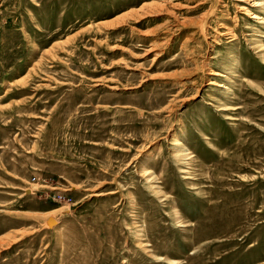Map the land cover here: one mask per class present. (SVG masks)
<instances>
[{
	"label": "rangeland",
	"instance_id": "1",
	"mask_svg": "<svg viewBox=\"0 0 264 264\" xmlns=\"http://www.w3.org/2000/svg\"><path fill=\"white\" fill-rule=\"evenodd\" d=\"M247 8L0 0V264H264Z\"/></svg>",
	"mask_w": 264,
	"mask_h": 264
},
{
	"label": "bare ground",
	"instance_id": "2",
	"mask_svg": "<svg viewBox=\"0 0 264 264\" xmlns=\"http://www.w3.org/2000/svg\"><path fill=\"white\" fill-rule=\"evenodd\" d=\"M243 1H245L246 5H249V7H250L249 9L248 8L244 9V13H246L250 18L255 19L261 23H264V18L260 17L261 9H263V6H264L263 1L262 0H243ZM149 7H151V5H145L141 8H139L138 10H134V11L124 13V14L118 16L117 18H115L113 21H111L110 25H116L119 22L124 23V21L127 19H132L134 21H137L149 13V10H150ZM251 11H253V13ZM110 27H112V26H110ZM226 33H227V35H230L231 31L226 32ZM214 75H218V73H215ZM212 84L217 85L218 87H223L221 84H217V83H212Z\"/></svg>",
	"mask_w": 264,
	"mask_h": 264
},
{
	"label": "water",
	"instance_id": "3",
	"mask_svg": "<svg viewBox=\"0 0 264 264\" xmlns=\"http://www.w3.org/2000/svg\"><path fill=\"white\" fill-rule=\"evenodd\" d=\"M47 223H48V225H56L57 224V222H56V220H54V218H52V217H49L48 219H47Z\"/></svg>",
	"mask_w": 264,
	"mask_h": 264
}]
</instances>
